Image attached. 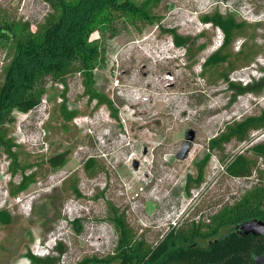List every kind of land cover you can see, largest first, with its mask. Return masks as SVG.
Wrapping results in <instances>:
<instances>
[{"label":"rangeland","instance_id":"1","mask_svg":"<svg viewBox=\"0 0 264 264\" xmlns=\"http://www.w3.org/2000/svg\"><path fill=\"white\" fill-rule=\"evenodd\" d=\"M48 13L44 0H0V21L16 25V38L25 24L35 32ZM214 13L244 26L228 62L202 68L222 42L202 21ZM149 16L135 24L122 19L115 37L99 29L90 35L100 48L96 98L70 69L60 80L43 78L48 92L36 109L5 111L0 211L11 221L0 225V264H30L32 256L36 264H121L116 218L131 243L151 248L169 227L208 224L264 183V161L249 150L264 143V128L243 141L224 140L264 110V0H160ZM171 29L186 39L183 49L166 33ZM13 51L12 42L0 43V88ZM231 83L253 89L239 95ZM63 108L76 116L67 120ZM191 130L189 154L178 159ZM239 154L254 162L248 178L225 172ZM56 158L64 162L53 167ZM90 158L96 166L88 174Z\"/></svg>","mask_w":264,"mask_h":264},{"label":"trees","instance_id":"2","mask_svg":"<svg viewBox=\"0 0 264 264\" xmlns=\"http://www.w3.org/2000/svg\"><path fill=\"white\" fill-rule=\"evenodd\" d=\"M44 1L49 5L50 13L37 25L33 33L29 31V24H25L22 27V33H25L16 38V25L0 21V43L9 41L14 47V56L5 70L0 88V120L5 111L16 109L29 113L36 109L48 92L43 78L60 80L70 69L81 75L84 86L88 91H92L93 98H96L94 68L100 58V48L96 43L90 42V35L99 29L101 36L109 33L111 37H115L117 24L122 19L126 24H135L137 19L150 22L149 13L160 2L146 0L141 5H135L131 0ZM202 21L221 32L223 37L218 50L209 56L201 67L213 68L227 63L230 56L228 48L241 33L243 23L237 22L233 15L219 13L205 15ZM166 33L172 36L174 45L184 48L186 39L178 36L173 29ZM260 82V85H264V78ZM230 86L236 87L239 95L253 89L251 86L232 83ZM63 109L67 120L77 114V110L68 112L66 108ZM263 128L264 110L258 117L249 118L230 129L224 140L236 137L243 141L249 135L248 132H259ZM217 142H211V146L217 145ZM247 149L249 147L245 150ZM249 150L256 159L264 161V143L252 146ZM62 162L64 160L56 158L51 164L56 167ZM95 166V160L90 158L84 164V171L93 173L90 169L93 170ZM253 167L252 160L239 154L234 156L224 169L230 177L244 179L252 175ZM25 187L26 182H22L18 190L22 192ZM119 218H116L115 222L120 231L118 251L122 259L121 264H254V258L264 253V237H240L230 231L235 225L245 221H264V183L254 186L235 203L211 216L208 224L194 222L185 227H169L160 242L151 248L131 243L128 238L129 229ZM10 221L9 214L0 211V225L6 226ZM228 227V232L221 238H216L220 230ZM28 259L30 264H36L38 260L36 256Z\"/></svg>","mask_w":264,"mask_h":264},{"label":"water","instance_id":"3","mask_svg":"<svg viewBox=\"0 0 264 264\" xmlns=\"http://www.w3.org/2000/svg\"><path fill=\"white\" fill-rule=\"evenodd\" d=\"M194 138L195 135L192 130L186 133L185 141L177 151L178 159H185L188 156ZM230 231L236 233L240 237H245L247 235L264 237V221L257 219L245 221V223L235 225ZM254 264H264V253L262 256L254 258Z\"/></svg>","mask_w":264,"mask_h":264}]
</instances>
